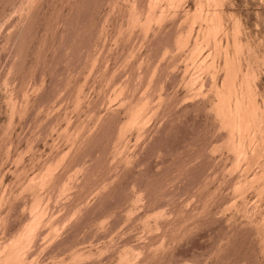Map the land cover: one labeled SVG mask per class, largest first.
Listing matches in <instances>:
<instances>
[{
    "label": "rangeland",
    "instance_id": "obj_1",
    "mask_svg": "<svg viewBox=\"0 0 264 264\" xmlns=\"http://www.w3.org/2000/svg\"><path fill=\"white\" fill-rule=\"evenodd\" d=\"M0 264H264V0H0Z\"/></svg>",
    "mask_w": 264,
    "mask_h": 264
}]
</instances>
